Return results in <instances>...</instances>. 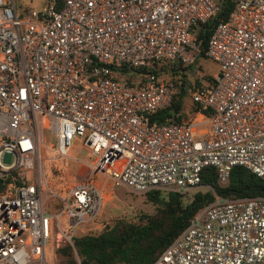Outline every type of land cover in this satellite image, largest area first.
I'll list each match as a JSON object with an SVG mask.
<instances>
[{"label":"built area","instance_id":"built-area-1","mask_svg":"<svg viewBox=\"0 0 264 264\" xmlns=\"http://www.w3.org/2000/svg\"><path fill=\"white\" fill-rule=\"evenodd\" d=\"M219 1L47 0L18 10L0 0V157L13 155L0 158V264H48L52 244L73 248L75 226L102 202L94 172L138 193H184L204 166L220 182L233 165L264 180V0H231L213 27L205 54L216 69L190 82L194 113L146 120L173 94L163 66L192 61V26ZM43 130L59 155L82 139L87 178L62 191L45 185ZM149 264H264V195L214 194Z\"/></svg>","mask_w":264,"mask_h":264},{"label":"trees","instance_id":"trees-1","mask_svg":"<svg viewBox=\"0 0 264 264\" xmlns=\"http://www.w3.org/2000/svg\"><path fill=\"white\" fill-rule=\"evenodd\" d=\"M231 8V0H220L218 9L212 16L192 26L193 39L198 47L195 51L197 57L208 58L205 54L208 36L218 21L226 20ZM187 67L192 68V64L169 66L170 78L174 81L171 100L168 104L147 112V122L158 123L165 117L176 122L186 116L183 111V99L188 95L190 82H186L185 73L181 74L179 80L171 74L176 73L179 68ZM209 78L210 76L207 79ZM126 80L129 81V78L126 77ZM192 80L195 85L202 82L197 77ZM190 107L194 110L199 106L190 101ZM200 108L207 111L204 107ZM200 176L199 183L208 185V189L195 190L187 200H184L183 193L178 191H145L146 199L154 204L151 213L139 214L138 221L115 218L95 233L72 237L73 248L65 244L57 248L58 252L72 257L75 253L81 264H149L196 211L213 199L214 194L222 197L264 195V180L241 165L230 167L225 182L217 179L212 166H204ZM70 260L72 261V258Z\"/></svg>","mask_w":264,"mask_h":264},{"label":"rangeland","instance_id":"rangeland-1","mask_svg":"<svg viewBox=\"0 0 264 264\" xmlns=\"http://www.w3.org/2000/svg\"><path fill=\"white\" fill-rule=\"evenodd\" d=\"M16 7L20 10L22 7H38L45 0H15ZM192 68H179L174 74H171L176 80L181 79L182 73H185L186 82H193L194 77L201 81L207 79L216 69V65L208 58L196 56L190 62ZM189 63V64H190ZM170 64H165L163 69L164 76H170ZM190 103L189 95H185L183 105ZM43 142L39 147V167L41 176L47 187L56 191H62L69 185L80 182L87 178L90 173L91 156L87 148L82 144V139L78 136L73 137L71 146L65 155H59L54 146L53 137L43 130ZM1 161L9 163L12 161L13 155L10 151H3ZM26 176L32 177V170H26ZM93 181L101 188L102 202L96 216L88 221L79 223L74 228V234L95 233L115 218H123L129 221H138V215L141 213H151L154 210V204L146 199L144 192H132L122 185L114 184L112 181L100 172H94ZM209 186L198 184L187 189L183 193L184 200L191 197L195 190H205ZM53 199L46 200V207L53 210ZM53 245V244H52ZM50 246L45 252V260L48 264H79V258L76 254L74 257L62 255L57 248L65 244H60L55 249ZM72 258V261L70 260ZM81 264V263H80Z\"/></svg>","mask_w":264,"mask_h":264},{"label":"crops","instance_id":"crops-1","mask_svg":"<svg viewBox=\"0 0 264 264\" xmlns=\"http://www.w3.org/2000/svg\"><path fill=\"white\" fill-rule=\"evenodd\" d=\"M183 111H184L185 114H191L192 115L194 113V110H191L190 103L188 105H183ZM200 126L204 127L205 123L201 122Z\"/></svg>","mask_w":264,"mask_h":264}]
</instances>
